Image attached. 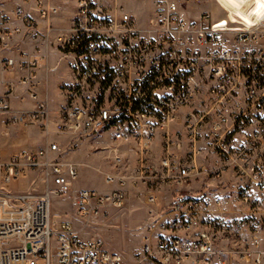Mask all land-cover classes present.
Here are the masks:
<instances>
[{
  "label": "built area",
  "instance_id": "1",
  "mask_svg": "<svg viewBox=\"0 0 264 264\" xmlns=\"http://www.w3.org/2000/svg\"><path fill=\"white\" fill-rule=\"evenodd\" d=\"M23 1L43 19L59 12L45 0ZM153 2L154 14L140 23L120 0L112 7L77 0L69 27L50 22L44 30L16 7L33 28L31 39L42 36L70 59L58 130L102 142L117 172L104 173L109 191L76 188L80 165L62 160L56 141L0 160V264H264V18L214 19L201 11L187 19L181 0ZM21 31L0 17L1 46ZM23 66L20 82L37 99L38 60ZM12 89L0 94V128L45 122L47 101L15 112ZM175 122L185 125V140L168 131ZM156 150L160 156L153 159ZM131 153L134 176L123 173ZM230 160L246 176L229 188L181 191L190 176L219 172ZM32 173H41L42 193L16 185ZM134 183L144 184L140 193L149 209L137 228L141 244L129 256L100 237L82 238L70 219L52 216V195H73L76 213L89 223L108 208L125 207ZM168 186L177 189L159 210ZM236 202L244 206L230 216L214 209Z\"/></svg>",
  "mask_w": 264,
  "mask_h": 264
},
{
  "label": "rangeland",
  "instance_id": "2",
  "mask_svg": "<svg viewBox=\"0 0 264 264\" xmlns=\"http://www.w3.org/2000/svg\"><path fill=\"white\" fill-rule=\"evenodd\" d=\"M77 1V0H76ZM106 2V0H103ZM140 5H145L150 0H135ZM181 0L183 10H189L193 4H201L209 2L208 6L211 8L212 16L214 19L225 18L226 20H241L245 22H254L257 21L258 17L264 15V0ZM215 2V3H214ZM107 3V2H106ZM109 7L113 5L111 3H107ZM149 12L145 9H139L138 11V21L142 22ZM152 16V15H151ZM150 16V17H151ZM149 17V18H150ZM149 18L143 23H147ZM140 22V23H141ZM53 24V23H52ZM60 28V27H58ZM70 60L65 59L61 62L58 69L52 71L51 78V96L54 103H60L63 98L59 95L58 89L56 88L60 82H65L69 80L68 73L70 75V71L67 69L69 66ZM58 121V111L55 113H49L48 117L45 119V122L41 121L38 123H31L28 125H11L9 127L0 128V133L2 136L9 139L12 135V130H19L18 135L22 136L26 133L29 134V130L33 127L38 128L45 137L48 135L49 126L48 124L54 122L57 132L60 135H66L67 137L74 138V142L85 143L82 149V159L76 157V152L80 147L77 144H73L72 148L76 149L73 152V157L67 158L68 160L76 161L80 166H83L81 174L75 180V184L78 187H95L101 191H106L112 188V184L106 183L104 181V173H116L117 170L114 166L113 161V153L109 150H103V143L93 144L88 143L86 139H79L78 136H74L68 133H61L57 128ZM170 129L171 135L175 133V131H180L179 137L185 140V125L180 122L171 123L170 127H168V131ZM182 133V134H181ZM163 134L158 136V140H162ZM60 139L55 136L53 139L51 138L49 143ZM48 143V144H49ZM160 143V141H159ZM90 144L92 145L90 148ZM15 145V146H14ZM20 144L14 143V147H19ZM2 148L3 145H0ZM62 147V146H61ZM79 147V148H78ZM31 149V148H24ZM89 150V155L86 153ZM16 153V152H15ZM15 153L7 156L0 157V160L8 159L13 156ZM75 153V154H74ZM160 156V151L153 154V159H158ZM62 158V157H61ZM128 171H123L124 174L128 173L130 175H135L134 168L136 166V155H132V153L128 156ZM62 160H64L62 158ZM204 163H207L202 159ZM209 163L211 159L208 160ZM237 162L235 160H230L225 163L221 168L222 170L217 172H212V174H208L206 171H200L197 175H192L188 179L189 184H185L182 186L181 191L188 192L194 190H204L211 188H220L227 189L231 186V183L236 179L242 178V176H246V174L241 173L242 168L236 166ZM212 166V162H211ZM81 168V169H82ZM242 174V175H240ZM103 177V178H102ZM133 180V179H132ZM17 186L22 187L23 189L30 188L32 190L37 191L38 193H42L44 191L45 183L42 179L41 173H32L27 177L22 178L21 181L15 182ZM145 189L143 183L135 184L131 186L129 190V199L125 207L122 208H108L106 209V215H101L96 218H93L89 223H86L83 218L78 216L75 210V206L73 205V195L70 196H60L58 194L52 195V216L55 220H57L56 216L61 215L58 219L69 218L72 220L73 226L76 229L81 226L84 228L86 232H88L92 238L102 237L108 248L112 250H116L121 252L127 256L131 255L133 251L138 249L141 244L140 234L137 228L142 225L148 218V209L149 205L147 203V199H143L141 196V190ZM174 187H165L160 192L162 197L160 196V204L157 209L161 210L164 206L167 205L171 198V194L175 193ZM242 202H236L232 207L234 210L239 209V207H243Z\"/></svg>",
  "mask_w": 264,
  "mask_h": 264
},
{
  "label": "crops",
  "instance_id": "3",
  "mask_svg": "<svg viewBox=\"0 0 264 264\" xmlns=\"http://www.w3.org/2000/svg\"><path fill=\"white\" fill-rule=\"evenodd\" d=\"M97 1L104 5H106L107 3H111L112 5H114V0H106L107 3L103 0ZM45 2L50 6L59 7V12L56 15L50 17V19L41 18L38 12L35 11L29 3H26L23 0H0V17L8 16L10 18L11 24L19 25L22 27V31L10 41L8 46L4 47L0 45V94H4L9 86L12 85L13 89L10 95L9 103L11 108L15 112L34 109L36 107L37 101L39 100L47 101L50 109L52 110V113L57 112L65 103V97L63 95L62 89L72 81V73L69 63V66H67V69L70 71V75L68 73V76L70 77L69 80L60 82V84L56 87L58 89L59 95L63 98V100L59 104L54 103L50 91L52 71L58 69L61 62L69 58L65 57L62 53L57 51L51 45V43L45 41L42 36H40L36 41L31 39L29 36V32L32 31L33 28L24 25L22 19H20L15 14L16 7L20 5L25 13L29 14L30 17L36 20L42 30H44L50 22L53 23L56 27L60 28H66L72 24L76 0H45ZM120 2L128 11L135 14L136 16H138L139 9L145 8L149 12V14L143 19L142 22L140 21L141 23L145 22L147 18H149L155 12L153 0H150V2L145 5H140L135 0H120ZM208 4L209 2L193 4L189 10H183L181 14L187 19H195L199 16L201 11H209L210 13H212L211 8L208 6ZM8 58H12L14 60L12 66H8L6 64ZM27 59L38 60V66L36 69L38 72V77L35 80L34 87H32L38 95L37 99L32 98L28 93V88L20 82V78L27 73V69H25V67L23 66L25 60ZM48 126L49 131L46 137L40 131H38V128L36 127L31 128L29 130V134H22V136L18 135L19 130H12V135L8 140H6V138L2 136V133H0V145H3L2 148L0 147V157H7L15 152L17 153L23 150L24 148L36 149L38 147L48 145L50 139H53L55 136H57L60 139H57L56 142L60 143V145L62 146L61 157L64 160L74 161L66 159V157H73V152L76 150L72 148L73 144H77L80 147V149H78L76 152V157L80 159L83 158L82 149L85 143L81 144L78 141L74 142V138L67 137L66 135H60L56 130L54 122L49 123ZM2 127L5 126L2 125L1 128ZM15 142L20 144L19 147H14L15 145L13 146ZM88 143L100 144L101 142L88 141ZM91 146L92 145L90 144L89 148ZM86 155H89V150ZM82 167L83 166L79 167V175L83 170ZM75 187L83 188L78 187L76 184ZM214 209L216 212H221L224 215L230 216L234 214L233 207L225 209H219L218 207H215ZM60 216L61 215L56 216L57 220H61L58 219ZM75 230L84 239L92 238L91 235L86 232L81 226L77 227Z\"/></svg>",
  "mask_w": 264,
  "mask_h": 264
},
{
  "label": "bare ground",
  "instance_id": "4",
  "mask_svg": "<svg viewBox=\"0 0 264 264\" xmlns=\"http://www.w3.org/2000/svg\"><path fill=\"white\" fill-rule=\"evenodd\" d=\"M263 6V8H264V5H262ZM262 18H264V15L263 16H260V17H258V19H257V21H259L260 19H262Z\"/></svg>",
  "mask_w": 264,
  "mask_h": 264
}]
</instances>
